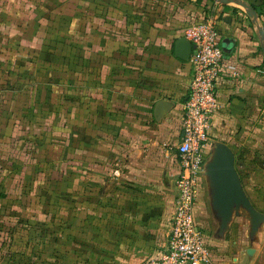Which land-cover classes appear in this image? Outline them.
<instances>
[{"label":"crops","instance_id":"obj_1","mask_svg":"<svg viewBox=\"0 0 264 264\" xmlns=\"http://www.w3.org/2000/svg\"><path fill=\"white\" fill-rule=\"evenodd\" d=\"M241 1L257 19L238 4L213 0L0 3V40L25 54L9 70L0 67V186L20 177L28 196L26 183L45 174L43 185L64 199L75 197L76 245L83 252L75 264H143L167 244L178 196L181 121L194 75L176 43L191 19L217 20L225 54L211 142L234 152L258 144L264 0ZM35 138L43 159L33 156ZM68 173L74 194L62 191ZM9 197L0 192V199ZM196 205L206 213L202 201ZM21 214L13 210L16 222ZM262 243L254 244L257 253ZM241 257L250 258H236L239 264Z\"/></svg>","mask_w":264,"mask_h":264},{"label":"rangeland","instance_id":"obj_2","mask_svg":"<svg viewBox=\"0 0 264 264\" xmlns=\"http://www.w3.org/2000/svg\"><path fill=\"white\" fill-rule=\"evenodd\" d=\"M11 1L0 0V3ZM2 28L7 29V27ZM19 56H25L21 52V47H15L10 43L4 44L0 40L1 68L9 70L11 64L15 66L18 62ZM17 133H21V128H17ZM221 144L227 145L224 142H210L209 156L199 181L196 199L198 205L202 201L206 213L201 215L196 205L198 220L203 221L202 224L204 223L211 232L214 246L221 253L222 259L219 264H239L235 259L245 255H249L250 258L241 257V264H252L251 258H256V264H264V243L261 244L260 253H257V247H254L259 244L260 239L264 240V221L256 222L245 205L235 204L231 218L224 227L222 218L214 209L217 184L211 177L208 165ZM37 147L38 142L35 138L32 147L35 151L33 156L38 160L43 159L46 152L39 153ZM245 148L252 150H235L236 152L232 150L236 157L235 166L249 202L257 214L264 215V126L260 130L258 144H250ZM24 154L25 150L20 153L22 159L25 157ZM28 158L30 159L29 155ZM44 175L39 174L35 180L26 183L32 187L27 193L28 196L23 195L26 191L23 190L20 177H15L10 183L0 186V192L10 195L8 199H0V264H62L66 258L67 264H75V256L79 250L83 254L81 247L76 245L75 197L64 199L60 193L51 190L49 184L43 185L40 179ZM62 177V191L74 194L76 188L74 175L68 173ZM13 210L22 212L21 222H16V217L12 215ZM56 211H59V214L50 219L49 216Z\"/></svg>","mask_w":264,"mask_h":264},{"label":"built area","instance_id":"obj_3","mask_svg":"<svg viewBox=\"0 0 264 264\" xmlns=\"http://www.w3.org/2000/svg\"><path fill=\"white\" fill-rule=\"evenodd\" d=\"M183 38L192 45L194 75L188 89L178 145V196L164 250L145 264H219L221 253L209 241L196 214L200 178L209 156L214 117L221 110L218 83L225 72L224 49L213 16L191 19Z\"/></svg>","mask_w":264,"mask_h":264},{"label":"water","instance_id":"obj_4","mask_svg":"<svg viewBox=\"0 0 264 264\" xmlns=\"http://www.w3.org/2000/svg\"><path fill=\"white\" fill-rule=\"evenodd\" d=\"M222 5L238 4L247 10L249 16L257 19L256 11L248 4L241 0H213ZM264 37V32L261 31ZM192 45L185 38L180 39L176 43L177 55L185 60H189ZM236 157L232 149L224 144L217 148L209 162L208 169L212 179L217 184V190L214 197V209L218 216L222 218L223 226L227 224L231 218V211L235 204L245 205L255 218L256 222L264 221V215L257 214L247 196L244 193L241 177L235 166ZM225 227V226H224ZM258 229V228H257Z\"/></svg>","mask_w":264,"mask_h":264}]
</instances>
